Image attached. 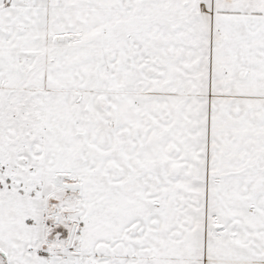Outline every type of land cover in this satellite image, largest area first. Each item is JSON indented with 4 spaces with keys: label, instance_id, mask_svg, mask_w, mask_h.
<instances>
[{
    "label": "snow or ice",
    "instance_id": "6c2138e0",
    "mask_svg": "<svg viewBox=\"0 0 264 264\" xmlns=\"http://www.w3.org/2000/svg\"><path fill=\"white\" fill-rule=\"evenodd\" d=\"M0 264H264V0H0Z\"/></svg>",
    "mask_w": 264,
    "mask_h": 264
}]
</instances>
